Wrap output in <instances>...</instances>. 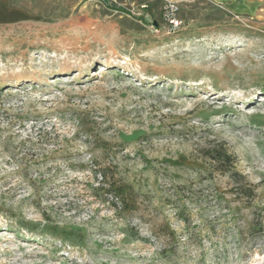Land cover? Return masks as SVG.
Returning <instances> with one entry per match:
<instances>
[{"label": "rangeland", "instance_id": "1", "mask_svg": "<svg viewBox=\"0 0 264 264\" xmlns=\"http://www.w3.org/2000/svg\"><path fill=\"white\" fill-rule=\"evenodd\" d=\"M256 1L0 0V264H264Z\"/></svg>", "mask_w": 264, "mask_h": 264}, {"label": "trees", "instance_id": "2", "mask_svg": "<svg viewBox=\"0 0 264 264\" xmlns=\"http://www.w3.org/2000/svg\"><path fill=\"white\" fill-rule=\"evenodd\" d=\"M217 155H210V157L218 163L226 164L228 166H233L234 159L228 154L224 149H213ZM228 169V167H227ZM231 170V169H228ZM234 172L231 171V174ZM102 175V174H101ZM241 189V188H240ZM111 196L112 203L115 207H119L121 210L132 209L133 204L128 197V187L125 185H115L109 184L108 189L106 190ZM246 192V191H243ZM247 193V192H246Z\"/></svg>", "mask_w": 264, "mask_h": 264}, {"label": "bare ground", "instance_id": "3", "mask_svg": "<svg viewBox=\"0 0 264 264\" xmlns=\"http://www.w3.org/2000/svg\"><path fill=\"white\" fill-rule=\"evenodd\" d=\"M252 1L253 0H247V2L246 3H244L246 6L248 5V6H250V5H252ZM261 0H257L256 2H260ZM263 5V4H262ZM254 7V6H253ZM255 7H257V6H255ZM260 11L261 12H264V9H260ZM17 79V81H19V80H21V79H19V78H16Z\"/></svg>", "mask_w": 264, "mask_h": 264}]
</instances>
